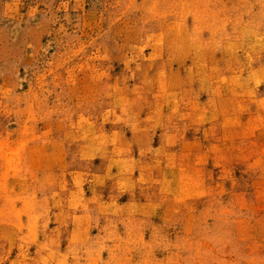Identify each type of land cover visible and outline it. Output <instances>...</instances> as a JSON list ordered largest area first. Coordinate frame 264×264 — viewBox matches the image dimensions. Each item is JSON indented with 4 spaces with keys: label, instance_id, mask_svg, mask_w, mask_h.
Here are the masks:
<instances>
[{
    "label": "rangeland",
    "instance_id": "rangeland-1",
    "mask_svg": "<svg viewBox=\"0 0 264 264\" xmlns=\"http://www.w3.org/2000/svg\"><path fill=\"white\" fill-rule=\"evenodd\" d=\"M0 264H264V0H0Z\"/></svg>",
    "mask_w": 264,
    "mask_h": 264
}]
</instances>
